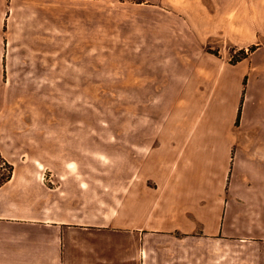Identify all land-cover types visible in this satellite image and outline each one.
Instances as JSON below:
<instances>
[{
    "label": "crops",
    "instance_id": "crops-1",
    "mask_svg": "<svg viewBox=\"0 0 264 264\" xmlns=\"http://www.w3.org/2000/svg\"><path fill=\"white\" fill-rule=\"evenodd\" d=\"M152 1L182 31L149 41L174 60L167 115L122 131L0 116V264H264V45L205 49L263 43L264 0Z\"/></svg>",
    "mask_w": 264,
    "mask_h": 264
},
{
    "label": "rangeland",
    "instance_id": "rangeland-1",
    "mask_svg": "<svg viewBox=\"0 0 264 264\" xmlns=\"http://www.w3.org/2000/svg\"><path fill=\"white\" fill-rule=\"evenodd\" d=\"M172 17L152 0H0V116L10 109L88 130L144 129V118L168 114L159 88L174 60L150 58L149 41L164 51L181 38L180 27L159 26ZM220 45L235 61L264 41L240 48L217 36L205 49Z\"/></svg>",
    "mask_w": 264,
    "mask_h": 264
},
{
    "label": "trees",
    "instance_id": "trees-1",
    "mask_svg": "<svg viewBox=\"0 0 264 264\" xmlns=\"http://www.w3.org/2000/svg\"><path fill=\"white\" fill-rule=\"evenodd\" d=\"M255 49V47H252L251 50L253 51ZM215 52V51H213ZM218 53V52H216ZM250 53L246 52L245 50L242 51V54L239 58H237L235 61H238L240 59H243L245 57H247ZM233 61V62H235ZM0 165H3L2 167H4L6 169V174L0 176V185L3 184L5 181H7L8 179L11 178L12 174H13V165L11 163H9L1 154L0 152Z\"/></svg>",
    "mask_w": 264,
    "mask_h": 264
}]
</instances>
